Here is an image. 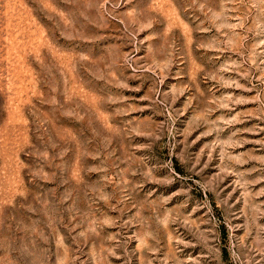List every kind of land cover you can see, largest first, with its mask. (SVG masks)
<instances>
[{"label":"rangeland","instance_id":"1","mask_svg":"<svg viewBox=\"0 0 264 264\" xmlns=\"http://www.w3.org/2000/svg\"><path fill=\"white\" fill-rule=\"evenodd\" d=\"M0 264H264V0H0Z\"/></svg>","mask_w":264,"mask_h":264}]
</instances>
